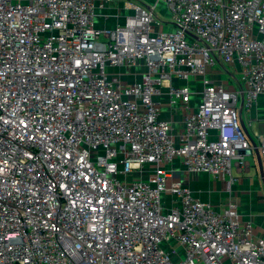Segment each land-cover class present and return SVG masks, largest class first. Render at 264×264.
<instances>
[{
    "label": "built area",
    "instance_id": "2783aa9c",
    "mask_svg": "<svg viewBox=\"0 0 264 264\" xmlns=\"http://www.w3.org/2000/svg\"><path fill=\"white\" fill-rule=\"evenodd\" d=\"M157 1L101 30L94 0H0V264H264L234 199L216 210L168 169L229 189L233 161L264 163L239 114L264 94V0H160L173 31L154 30ZM217 64L235 88L207 76Z\"/></svg>",
    "mask_w": 264,
    "mask_h": 264
},
{
    "label": "crops",
    "instance_id": "0c3cea01",
    "mask_svg": "<svg viewBox=\"0 0 264 264\" xmlns=\"http://www.w3.org/2000/svg\"><path fill=\"white\" fill-rule=\"evenodd\" d=\"M137 0H94V21L98 29L105 30L112 28L117 24L123 23L128 15H132L134 10L128 5V2L135 3ZM146 3L155 2V0H141ZM159 7H164L166 15L165 20L155 23L153 28L155 31H173L174 23L171 21V12L163 1L156 2V16ZM224 67L225 65L219 64ZM217 65L209 69L217 67ZM137 72H142V66L136 68ZM227 70V69H226ZM229 75H228V74ZM207 76L214 83H229L230 71L226 73L212 74L207 72ZM231 78V77H230ZM176 80H173L175 82ZM193 93L191 94V107H195L199 100L200 84L196 81H189ZM153 100L160 107V117L170 122L172 127V135L176 139L178 133L183 128V117L180 109L181 104L170 103L165 88L159 94L153 96ZM240 122L243 121L247 129L249 138L254 141V133H260L264 130V94L258 96L257 101L252 105L249 112L239 108ZM248 114L251 117L252 124H248ZM213 137H216L214 135ZM261 159V157H260ZM246 165H240L233 161L231 165V174L235 177V181L227 188L226 182L222 178H213L207 172H190L180 163L174 160L168 166L172 170V178L180 181L187 186L191 194L202 202L209 203L216 210H220L229 199L237 202V213L242 221H250L253 226V234L255 237H264V178L261 177L257 162V157L253 151L252 155L246 157ZM262 161V160H261ZM263 170H264V163ZM153 169V166H148ZM146 174H143L145 177ZM162 200L166 203L171 199L169 193L161 195ZM169 203H167L168 205Z\"/></svg>",
    "mask_w": 264,
    "mask_h": 264
},
{
    "label": "rangeland",
    "instance_id": "374dc122",
    "mask_svg": "<svg viewBox=\"0 0 264 264\" xmlns=\"http://www.w3.org/2000/svg\"><path fill=\"white\" fill-rule=\"evenodd\" d=\"M157 17L160 19V20H165V15H166V12H165V9H164V7H159V10H158V12H157ZM227 69V70H226ZM226 71L227 72H229V71H232L231 69H230V67H228V66H224V67H222V66H220L219 64H218V66L217 67H215V68H212V69H208V72L209 73H212V74H214V75H216V74H219V73H222V72H225L226 73ZM228 74V73H227ZM229 75V74H228ZM236 82H235V80L233 79V78H230L229 77V83L227 84V85H225L226 86V88L227 89H231V88H235L236 87ZM92 154H96V152H92ZM140 175V173L139 172H135L134 174H132V176H134V177H137V176H139ZM166 203H169V202H166ZM173 243V242H172Z\"/></svg>",
    "mask_w": 264,
    "mask_h": 264
},
{
    "label": "water",
    "instance_id": "95a60500",
    "mask_svg": "<svg viewBox=\"0 0 264 264\" xmlns=\"http://www.w3.org/2000/svg\"><path fill=\"white\" fill-rule=\"evenodd\" d=\"M241 109H242V100H241V102H240V110H241ZM240 123H241V126H242L244 132L248 135L247 129H246V127L244 126L243 121H241ZM253 145H254V143H253ZM254 152H255L256 157H257V162H258V167H259L260 175H261L262 178H264L263 164H262V161H261V159H260L259 151H258L257 148H254Z\"/></svg>",
    "mask_w": 264,
    "mask_h": 264
}]
</instances>
